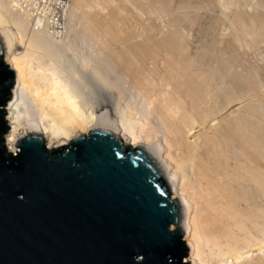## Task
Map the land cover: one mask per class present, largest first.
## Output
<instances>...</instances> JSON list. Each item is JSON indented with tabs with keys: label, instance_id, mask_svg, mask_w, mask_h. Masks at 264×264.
Returning <instances> with one entry per match:
<instances>
[{
	"label": "bare ground",
	"instance_id": "bare-ground-1",
	"mask_svg": "<svg viewBox=\"0 0 264 264\" xmlns=\"http://www.w3.org/2000/svg\"><path fill=\"white\" fill-rule=\"evenodd\" d=\"M254 1L248 11L244 2L228 10L227 0H0V34L18 83L6 113L10 147L29 132L50 146L95 128L125 135L171 187L193 264H264V78L257 75L264 57L247 51L241 59L240 50L247 28L256 31L250 39L264 37V0ZM66 6L130 81L139 108L123 102L95 64L90 70L106 90L86 103L58 67L52 48L75 43L53 27ZM222 24L229 32L221 35Z\"/></svg>",
	"mask_w": 264,
	"mask_h": 264
},
{
	"label": "water",
	"instance_id": "water-1",
	"mask_svg": "<svg viewBox=\"0 0 264 264\" xmlns=\"http://www.w3.org/2000/svg\"><path fill=\"white\" fill-rule=\"evenodd\" d=\"M17 90L0 34L3 121ZM15 144L0 151V264H186L180 206L143 147L101 128L61 146L38 132Z\"/></svg>",
	"mask_w": 264,
	"mask_h": 264
},
{
	"label": "rangeland",
	"instance_id": "rangeland-1",
	"mask_svg": "<svg viewBox=\"0 0 264 264\" xmlns=\"http://www.w3.org/2000/svg\"><path fill=\"white\" fill-rule=\"evenodd\" d=\"M115 1L116 0H114V2ZM227 1L229 2V3H227V5L230 4L228 6V10L234 9L233 7H235V5H236V7H238V6L242 7L244 5L243 8L248 10V11H252V10L255 9V3H254L255 1L254 0H237V1L236 0H232V1H234V2H232L234 5L230 2L231 0L230 1L227 0ZM238 2H240V3L244 2V3H247L248 5H246L244 3L242 5V4L238 3ZM91 6H92V4L89 7H86V5L84 7L88 8V9H92ZM248 6L250 7V9L248 8ZM130 7L131 6H129V8ZM74 12H76V11H73V13ZM141 12H142L141 14L144 13L143 14L144 16L141 15L142 17H147L148 16L147 12H145V11H141ZM73 13L66 6V7H63L62 9L57 11L56 15H57L58 18L54 19L56 21V23L53 24V27H54V30H55L57 36H59V37H61L63 39H67V40L68 39H72V40L74 39L73 40L75 42L74 44H76V45L73 44V46H69L70 48L68 46L64 47L63 45L62 46L61 45H56L55 47H53L52 48L53 57L57 56L59 58V59H57V57H56V59H54V58L53 59H54V61L56 60L57 63L61 61L60 62L61 65L59 63L58 64L56 62L55 63L58 65V67L60 69H63V71L65 73L67 72V74H69L68 73V71H69L71 76H72V78L74 77V80H76L77 84H78L77 85L78 91L82 94L84 100H86V103L89 102L88 104H90V102L93 101L95 99V97H97V95H100V93H102V91L106 90V88L103 87L102 85H100V84L97 85L99 82H98V80H96V78H94L93 72H92V70H90L91 67H93V65L95 64L96 66L100 67L99 69L102 68L101 69V71L103 70L102 73L107 71L104 75L106 76V78L108 79L110 84H112V89H114L115 92H120V94L123 96L122 97V100L124 99L123 102L125 101V103H129L130 105L132 104L133 107L139 108L141 106V103H140V99H139V96L137 95L136 90H134L135 88L130 85V81L126 78L125 75H123L124 73L123 72H122L123 74L120 73V71H122V70H119V68H117L118 67L117 65L114 66L115 64H113L112 60L108 56H106L105 51L102 49L103 47L99 44V42L97 40V37H95V36L93 37V35H92L93 33H91L90 30H88V31H90V33H88V31H85L87 29H85V28L83 29L84 26L81 24L82 22H81L80 16H78V14H76V13H74V14ZM79 19H80V21H79ZM135 23L136 22L134 21L133 22L134 26H135ZM224 25L225 24H222L221 25L222 27L221 26L218 27L219 29H217V32L220 31V32H218L219 34H221V32L223 34H226L227 32H229L228 29L226 28V25L225 26ZM135 27L138 30L140 29L138 23H136ZM186 28H187L186 32H188L189 36H195V33H196L195 29L190 28V27H186ZM191 29H192V31H189ZM247 29H248V31H250V30L252 31L254 37L256 36V31H255L254 28H251V29L247 28ZM248 31H246L245 35L247 34ZM251 31H250V33H251ZM253 31H255V33ZM250 33L247 34V36H248L247 38H249L248 41L250 40L251 42L247 41L248 44L247 45H243L241 47V49H240L242 51L241 59L245 58V56H246L245 54H246L247 51L248 52L250 51L249 54L247 52V56L251 55L250 58H252V56L253 57L257 56L258 53H259V55L261 54L260 56L264 57V49H263L264 48V44L262 46V43H264L263 42L264 37L261 38L262 41H261V39H257V38H254L252 40V39H250L252 37V34H250ZM250 35H251V37H250ZM260 43H261V48L262 49L260 48ZM249 44H253V45L251 46ZM256 45H257V49H254ZM73 47H74V49H73ZM252 47H254V48H252ZM242 48H243V50H242ZM249 48H250V50H249ZM245 49H246V51H245ZM261 50H262L263 53L261 52ZM79 54H81L80 55L81 57L79 56ZM82 54H83V56H82ZM254 54H256V55H254ZM105 57H106V59H105ZM82 65H83V67H81ZM66 68H67V70H66ZM82 68H84V69H82ZM81 69L83 71H81ZM73 70L75 72H73ZM71 72H73V73H71ZM259 73H257V75H261V77L259 79L262 80L264 78L263 77L264 74H263V72H259ZM91 75H93V76H91ZM82 77H84V78H82ZM263 80H262V82H264ZM117 85H119L118 88H117ZM6 116H7V114H6ZM6 116L4 118V121H5V124L8 126V129H7V131H6V133H5L4 137H3L4 144H5L6 150L8 152H11L13 154H17L18 147L16 146V144L14 145L13 148H11L9 143H8V140H7V136L9 134L10 130H11V123H10L9 119H7ZM88 132H89V130L85 131L83 134H87ZM69 142L68 143H64V144H60V145H57V146L69 144ZM135 146H137V145H135ZM181 239L184 242L185 246L187 247V253L184 256V260L183 261L186 264H193L192 259L190 257V255H191L190 254L191 253L190 252L191 251V247H190L188 241H186L184 239L183 234L181 235Z\"/></svg>",
	"mask_w": 264,
	"mask_h": 264
},
{
	"label": "trees",
	"instance_id": "trees-1",
	"mask_svg": "<svg viewBox=\"0 0 264 264\" xmlns=\"http://www.w3.org/2000/svg\"><path fill=\"white\" fill-rule=\"evenodd\" d=\"M0 123H1V130H0V151L5 153V154H10L11 152H8L6 150L5 144H4V140H3V136L5 134V132L8 129V126L5 124V121L2 120V117L0 116ZM187 253V247L185 246L184 242L182 241V245H181V252L179 253V257L183 258Z\"/></svg>",
	"mask_w": 264,
	"mask_h": 264
},
{
	"label": "built area",
	"instance_id": "built-area-1",
	"mask_svg": "<svg viewBox=\"0 0 264 264\" xmlns=\"http://www.w3.org/2000/svg\"><path fill=\"white\" fill-rule=\"evenodd\" d=\"M50 16H52V15H50ZM19 151V148L17 149V152Z\"/></svg>",
	"mask_w": 264,
	"mask_h": 264
}]
</instances>
